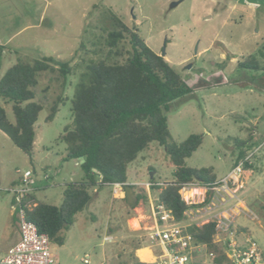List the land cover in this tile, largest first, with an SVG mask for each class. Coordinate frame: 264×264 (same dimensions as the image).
Listing matches in <instances>:
<instances>
[{"label": "rangeland", "instance_id": "374dc122", "mask_svg": "<svg viewBox=\"0 0 264 264\" xmlns=\"http://www.w3.org/2000/svg\"><path fill=\"white\" fill-rule=\"evenodd\" d=\"M174 2L178 4L171 8ZM262 2L0 0V77L17 56L29 60L52 57L71 65L65 86L56 73L37 77L33 101L43 108L34 125L30 156L0 132V251L11 223L12 196L5 190L20 184L25 171L31 172L28 186L34 197L53 206L61 204L67 184L81 181L83 160H66L67 146L58 137L65 128L73 127L71 101L79 75L86 64L107 53L102 29H110L109 14L136 28L154 53H164L163 59L191 89L185 98L170 102L165 111L173 142L180 143L194 134L202 136L201 145L185 160V166L211 167L217 181L242 160V152L251 166L243 167L227 189L217 184L205 193L192 185L199 194L188 198L189 202L203 206L185 220L190 225L228 220L237 238L248 237L264 251V72L238 68L245 57L264 49ZM123 46L128 50L126 42ZM125 57H112L109 62L122 63ZM260 62L264 64V60ZM57 98L61 99L57 112L47 122ZM0 105L13 121L10 105L1 99ZM173 172L164 147L150 143L128 165L126 185L131 187H125L123 194L112 196L110 185L90 191V202L61 232L63 244L51 246L57 263L84 264L87 259L88 264H126L127 256L117 243L145 244L142 234L156 197L147 187L149 180L170 182ZM132 218L142 220L141 230L127 229V220ZM105 236L113 241L104 242ZM152 254L156 256L158 251L152 250ZM190 264L214 262L204 255H192Z\"/></svg>", "mask_w": 264, "mask_h": 264}, {"label": "trees", "instance_id": "16d2710c", "mask_svg": "<svg viewBox=\"0 0 264 264\" xmlns=\"http://www.w3.org/2000/svg\"><path fill=\"white\" fill-rule=\"evenodd\" d=\"M109 25L110 29H102L107 53L104 58L86 64L79 75L71 101L73 127L65 128L58 137L67 146L66 160H83L81 181L66 185L59 206L41 202L32 193L30 198L36 205L26 210V220L46 235L52 245L63 244L61 232L90 202L91 190L114 183L121 184L123 189L131 187L126 185L127 167L152 142L164 147L174 172L170 182L159 184L149 180V189L156 193L155 201L171 211L175 222H184L188 210L203 206L182 200L179 192L184 185L213 188L218 182L211 167L185 166V160L201 145V135H190L175 143L169 134L167 106L185 98L191 89L162 57L145 45L136 28L128 27L114 14H109ZM124 42L128 50L124 49ZM124 54L122 63L109 62L112 57ZM260 60H264L263 48L245 57L238 68L264 72ZM42 73H56L65 86L71 65L52 57L29 60L17 56L0 77V99L10 105L13 117L10 121L0 105V132L27 156L32 153L34 125L43 108L41 103L33 101V89ZM60 100L57 98L52 103L45 121L53 119ZM239 159H246L243 152ZM247 161L243 165L245 169L251 167ZM142 198L145 200L146 196ZM215 226V221H208L200 227L191 225L187 231L214 253V264H232L224 255L225 246L213 243Z\"/></svg>", "mask_w": 264, "mask_h": 264}, {"label": "built area", "instance_id": "2783aa9c", "mask_svg": "<svg viewBox=\"0 0 264 264\" xmlns=\"http://www.w3.org/2000/svg\"><path fill=\"white\" fill-rule=\"evenodd\" d=\"M247 159L239 162L217 184L227 189L230 183L236 182ZM30 178L31 172L25 171L20 178V184L12 185L5 190L12 196L11 209L17 220L19 239L5 252L0 251V264H57L49 238L39 233L35 225L26 220V210L36 205L35 200L30 198L33 193V189L28 186ZM110 186L112 187V196L119 197L123 194L121 184L114 183ZM149 186L150 184H147V187ZM191 187L190 184L184 185L179 192L182 200L187 204H192L189 202L190 199H183L182 196ZM207 190L212 192L214 187L203 188L205 193ZM187 212L185 215H188ZM194 212L198 213L195 209L189 213L195 214ZM150 214L154 226L147 231L146 238L150 245L158 247L159 253L149 264H190L192 255L214 257V253L205 244L196 242L187 231V227L191 225L184 226L175 222L171 211L164 205L154 201L150 206ZM211 221L216 222L213 243L225 246L224 255L232 264H264V251L260 250L248 237L237 238L235 231L233 232L231 229L230 221L220 219ZM202 224L204 223H194L193 225L200 227ZM103 241L110 243L112 237L105 236ZM83 263L88 264L89 261L84 259Z\"/></svg>", "mask_w": 264, "mask_h": 264}, {"label": "crops", "instance_id": "0c3cea01", "mask_svg": "<svg viewBox=\"0 0 264 264\" xmlns=\"http://www.w3.org/2000/svg\"><path fill=\"white\" fill-rule=\"evenodd\" d=\"M255 2L257 3V0H255ZM260 2H262L260 0ZM264 4V2H262ZM151 206V204H150ZM191 210H189L187 212L188 215H186V217L190 218L191 214L189 213ZM9 217L11 218V223L8 226V232H7V241L4 243V245L2 246V249H4L1 252H5L8 248H10L11 246H13L14 244L17 243L18 239H19V232H18V225H17V220L16 217L14 216V213L11 209ZM136 220L137 224H138V229L141 230V224H142V220L139 218H132L127 220V229L128 230H135V228L133 227L132 221ZM184 226H189L190 223H188L187 220H184V222L181 223ZM189 224V225H188ZM154 226V222L151 218V214L149 215V222H148V226L144 228V233L142 234V236H144V240H145V244H141L140 246H135L131 245V243H127V244H123L121 242H118L117 245L120 248V250L123 252V254L125 256H127V260H126V264H137V263H141V264H149L148 262H142L139 257L137 256V251L144 249V248H148L151 252L152 257L155 259V255L152 254V250L158 251L159 253V249L158 247L152 246L149 244V242L147 241L146 238V234L147 231L151 228H153ZM139 238V237H138ZM113 241V240H112ZM142 246V247H141ZM58 264V263H57Z\"/></svg>", "mask_w": 264, "mask_h": 264}, {"label": "bare ground", "instance_id": "6f19581e", "mask_svg": "<svg viewBox=\"0 0 264 264\" xmlns=\"http://www.w3.org/2000/svg\"><path fill=\"white\" fill-rule=\"evenodd\" d=\"M196 194H199V190L198 189H191L188 192L184 193L183 196L188 199V198L193 197ZM195 200H196V198H195ZM132 224H133V227L134 228L138 227V224H137V221L136 220H133L132 221ZM137 256L139 257V259L142 262H148V263H150V262H153L154 261V258L152 257L151 252H150V250L148 248H144V249H141V250L137 251Z\"/></svg>", "mask_w": 264, "mask_h": 264}, {"label": "water", "instance_id": "95a60500", "mask_svg": "<svg viewBox=\"0 0 264 264\" xmlns=\"http://www.w3.org/2000/svg\"><path fill=\"white\" fill-rule=\"evenodd\" d=\"M178 4V2H174V3H172V5H171V8L172 7H175L176 5ZM164 53H162L161 55H159L160 57H162V58H164ZM150 179H151V177H150Z\"/></svg>", "mask_w": 264, "mask_h": 264}]
</instances>
